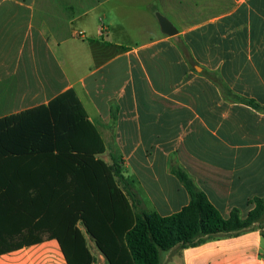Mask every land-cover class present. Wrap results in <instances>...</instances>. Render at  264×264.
Here are the masks:
<instances>
[{"label": "crops", "instance_id": "1", "mask_svg": "<svg viewBox=\"0 0 264 264\" xmlns=\"http://www.w3.org/2000/svg\"><path fill=\"white\" fill-rule=\"evenodd\" d=\"M157 14L178 33H162ZM131 16L153 20L142 44L126 40ZM226 89L264 107V0H0V119L74 90L105 146L99 157L122 165L134 212L170 216L189 204L177 168L224 218L245 219L264 197V110ZM263 231L264 217L167 251L162 264H264ZM44 254L67 264L57 240L0 264H48Z\"/></svg>", "mask_w": 264, "mask_h": 264}, {"label": "trees", "instance_id": "2", "mask_svg": "<svg viewBox=\"0 0 264 264\" xmlns=\"http://www.w3.org/2000/svg\"><path fill=\"white\" fill-rule=\"evenodd\" d=\"M105 151L74 90L1 118L0 255L57 240L67 264H95L80 224L107 264H162V252L239 235L264 217L263 197L245 219L238 210L224 218L180 168L173 173L190 195L186 207L170 216L134 212L119 185L122 165L103 161Z\"/></svg>", "mask_w": 264, "mask_h": 264}, {"label": "rangeland", "instance_id": "3", "mask_svg": "<svg viewBox=\"0 0 264 264\" xmlns=\"http://www.w3.org/2000/svg\"><path fill=\"white\" fill-rule=\"evenodd\" d=\"M133 11L134 13L138 14L139 6L136 7V9H134ZM119 17L120 15L115 14V16H113V19L116 20V22L118 21L120 22ZM122 22L124 23L125 27L130 30V36L126 37V40L128 43L142 44L143 42L147 41L150 38L147 29H149V27L151 29L152 27L153 20L151 17L150 18L144 17L143 19L141 18L138 19V18H134L131 16L123 20ZM86 237H87L88 247L90 248L91 252L94 253V255L98 257L99 253H98L96 246L93 244L94 243L93 240L88 235H86ZM32 251H35V249H33ZM37 253L41 254L40 252H37ZM162 257L163 259L166 257L165 252H162ZM42 258H43V261H45L48 264L53 263L52 259L48 256V254H44ZM96 260L97 262L95 264H100V260L99 259H96Z\"/></svg>", "mask_w": 264, "mask_h": 264}, {"label": "water", "instance_id": "4", "mask_svg": "<svg viewBox=\"0 0 264 264\" xmlns=\"http://www.w3.org/2000/svg\"><path fill=\"white\" fill-rule=\"evenodd\" d=\"M157 19L159 21L162 33L170 36H173L178 33V30L175 28V26L165 17L161 16L160 14H157Z\"/></svg>", "mask_w": 264, "mask_h": 264}]
</instances>
